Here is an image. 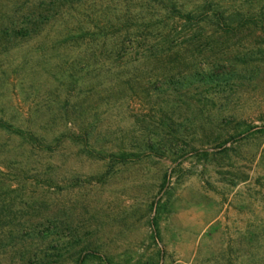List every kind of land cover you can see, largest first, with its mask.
<instances>
[{
	"label": "rangeland",
	"instance_id": "374dc122",
	"mask_svg": "<svg viewBox=\"0 0 264 264\" xmlns=\"http://www.w3.org/2000/svg\"><path fill=\"white\" fill-rule=\"evenodd\" d=\"M0 119V264H262L264 0H0Z\"/></svg>",
	"mask_w": 264,
	"mask_h": 264
},
{
	"label": "trees",
	"instance_id": "16d2710c",
	"mask_svg": "<svg viewBox=\"0 0 264 264\" xmlns=\"http://www.w3.org/2000/svg\"><path fill=\"white\" fill-rule=\"evenodd\" d=\"M22 1V0H19ZM42 5V3L32 5L30 7L25 8V10L22 12L20 20L17 22L13 21L12 19L9 21L7 31L10 32L11 36H26L31 33L38 32L40 30V27L47 22L45 19V16L42 17L41 14L38 12L37 8H39ZM24 6H21L18 8V10L23 9ZM166 8H169L166 6ZM175 8L173 6L171 11ZM177 15L180 17H185L184 14H182L179 10L176 11ZM0 127L10 130L11 132H15L22 136L24 139H29L36 141L37 138L31 133V131H21L17 128H14L11 126V124L7 125L3 122V120L0 119ZM78 139H84L85 138V133L84 132H79L76 135ZM44 148H49L48 146H42ZM262 264H264V257L262 260Z\"/></svg>",
	"mask_w": 264,
	"mask_h": 264
}]
</instances>
